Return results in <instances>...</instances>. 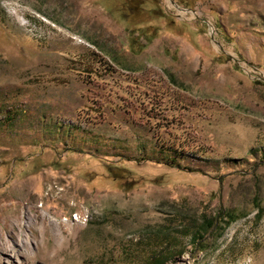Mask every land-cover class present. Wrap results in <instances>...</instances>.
<instances>
[{
  "label": "rangeland",
  "instance_id": "374dc122",
  "mask_svg": "<svg viewBox=\"0 0 264 264\" xmlns=\"http://www.w3.org/2000/svg\"><path fill=\"white\" fill-rule=\"evenodd\" d=\"M19 252L264 264V0H0V264Z\"/></svg>",
  "mask_w": 264,
  "mask_h": 264
},
{
  "label": "trees",
  "instance_id": "16d2710c",
  "mask_svg": "<svg viewBox=\"0 0 264 264\" xmlns=\"http://www.w3.org/2000/svg\"><path fill=\"white\" fill-rule=\"evenodd\" d=\"M187 4L188 5H191L190 2L187 1ZM226 215V214H225ZM229 216V215H228ZM230 218V217H229ZM228 218V219H229ZM218 219V218H217ZM215 220V219H214ZM230 221L227 220V224L229 223ZM214 224L213 220H208L207 221V225L208 227H212ZM169 259V256L168 255H160V256H154L152 257L150 260H149V263L148 264H167V260Z\"/></svg>",
  "mask_w": 264,
  "mask_h": 264
},
{
  "label": "bare ground",
  "instance_id": "6f19581e",
  "mask_svg": "<svg viewBox=\"0 0 264 264\" xmlns=\"http://www.w3.org/2000/svg\"><path fill=\"white\" fill-rule=\"evenodd\" d=\"M22 20H24V19L22 18ZM44 213H45V212H44ZM22 255H23V253H20V252L17 253V254H16V253H15V254H12V253H11V254H9V257H11V256L14 257L15 260H16L19 264H22V263L24 262V259L21 258Z\"/></svg>",
  "mask_w": 264,
  "mask_h": 264
}]
</instances>
